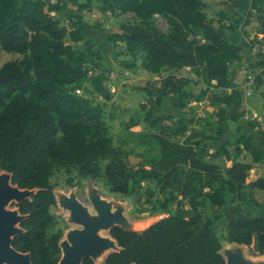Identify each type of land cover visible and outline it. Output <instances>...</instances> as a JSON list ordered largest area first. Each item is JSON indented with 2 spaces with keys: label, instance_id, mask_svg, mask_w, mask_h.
Instances as JSON below:
<instances>
[{
  "label": "trees",
  "instance_id": "16d2710c",
  "mask_svg": "<svg viewBox=\"0 0 264 264\" xmlns=\"http://www.w3.org/2000/svg\"><path fill=\"white\" fill-rule=\"evenodd\" d=\"M92 1L0 0V53L20 57L0 67V170L9 173L19 189L35 190L29 199L14 204L26 218L12 247L28 253L32 264H57L62 234L51 232L57 220L50 213L56 201L49 179L59 168L94 179L100 175L99 162L107 160L104 175L112 192L130 196L135 186L153 181L161 197L153 211L164 212L173 203L178 209L141 233L113 227L109 234L120 251L109 254L104 264H225L220 254L222 241L210 222L202 219L199 208L208 202L219 212L229 196L231 205L216 216L224 220V240L251 246L253 253L264 256V152L244 134L213 153L206 148L226 135L225 122L236 123L245 115L242 91L231 71L241 67L242 60L229 35L246 25L249 15L229 25L223 13L215 21L207 20L202 11L204 0H99L109 14L134 15L132 23L105 31L104 39L123 44L128 56L141 54L145 71L169 72L158 86L146 89L154 107L160 108L165 98L177 95L195 107L206 103L216 109L217 127L208 126L213 137L190 129L193 119L155 116L152 109L146 110L143 120L156 131L157 154L147 160L145 168L142 163L131 165L112 147L102 108L76 94L78 85L89 80L91 91L84 92L110 100L107 75L88 77L92 40L86 36L89 26L81 13L90 9ZM249 8L259 17L257 35L264 39V0H251ZM61 12L69 28L61 26L57 17ZM155 15L166 22L167 33L151 24ZM72 44H81V48ZM185 68L195 76L204 72L214 82L213 88L228 93L204 91L192 97L184 91L189 81L173 74ZM225 107H233L234 113L228 115ZM261 122L264 127V117ZM250 127L259 128L264 140L259 123ZM242 152L249 156L248 163L237 162ZM210 157L223 158L230 165L222 173L206 161ZM250 171L252 181H248ZM178 197L186 201L187 211L180 209ZM151 198L150 194L145 202ZM81 264L95 263L84 259Z\"/></svg>",
  "mask_w": 264,
  "mask_h": 264
},
{
  "label": "rangeland",
  "instance_id": "374dc122",
  "mask_svg": "<svg viewBox=\"0 0 264 264\" xmlns=\"http://www.w3.org/2000/svg\"><path fill=\"white\" fill-rule=\"evenodd\" d=\"M76 3H84L85 0H75ZM206 5L202 10L207 20H217L220 17L222 11L224 17H228L226 24H234L236 20L248 14L249 19L246 25L242 26L240 31H234L232 36V47L237 48L239 45L245 49L243 58L241 57L243 64L242 68L239 67V72H245L242 76H238L236 73L234 76L237 80V85L242 91V108H251L245 118L240 119L237 124L231 121L225 122L228 127V132L219 141H213L208 144L206 148L213 153V149H218L225 142H231L237 139L241 134H245L249 143L255 148L264 152V140L259 134V128L252 129L250 124L259 123L264 117V96L258 93L257 78L264 75V72H260L258 69L262 67L260 61L264 58L261 54V50L264 49V39L257 35L259 31V17L257 14L245 6L242 11L237 13L234 10L236 0H204ZM234 4V5H233ZM264 11V8H263ZM83 22L90 23L86 29V36L92 40V55L90 61L87 64L88 77H92L95 74L102 73L107 75L108 80L105 82V87L109 91L110 100L104 101L95 93H86L84 91H91L89 86V80L83 81L78 85L77 95L88 99L92 105H98L103 110V121L107 127L108 137L110 138L112 147L121 151L123 156L128 162L136 166L142 163L145 168H148L147 160L150 157H155L157 152L154 144L153 135L156 131L149 127L144 122L143 118L145 111L152 109L155 116L166 115L172 118H178L180 116L193 119L195 121L194 126L190 129L204 133L206 136H211V132L208 130V126L212 125L213 129H216V109L206 103H201L195 107L194 103L187 99L180 100L177 95H170L164 99L160 108L152 105V100L149 99L146 93V89H151L159 85L160 79L169 74L166 70H161L159 74H152L145 71L142 67V55L136 54L135 56H128L125 54L124 45H113L108 43L104 39V32L112 29H119L121 24L132 23L134 21V15L131 13L109 14L102 9L99 0H93L90 4L88 11L81 13ZM61 26L69 28V23L66 20V16L63 12L57 15ZM87 21V22H86ZM151 24L163 33L168 32V26L166 22L158 15H155L150 20ZM66 43L69 44L67 40ZM237 46V47H236ZM73 48H81V44H72ZM257 48V52L253 51V48ZM240 55V54H239ZM20 58L19 55L0 53V67L9 61ZM236 69V68H235ZM235 69H232L235 71ZM177 77L187 79L189 83L185 86L184 91H187L192 97L199 95L200 93L214 92V93H228V91L219 90L213 88L214 82H210L205 73L202 72L200 76L195 74L188 68L173 73ZM250 77V78H247ZM252 80L250 85L243 87V83ZM249 93V94H246ZM184 105V106H182ZM142 107H145L143 109ZM253 108V109H252ZM228 115L234 113L233 107H225ZM252 110V111H251ZM254 112V113H252ZM259 118L260 121L257 119ZM133 121L134 125H132ZM239 129L240 131H237ZM213 137V136H211ZM232 146H228V150L231 151ZM233 153H231L232 155ZM233 156V155H232ZM248 155L242 152L237 162L248 163ZM212 165L220 167L221 172L224 173V169L227 168L230 163L223 158L210 157L207 158ZM108 164L107 160L99 162L100 175L94 179L85 178L82 179L78 176L76 171H71L67 174L62 168L54 169L52 176L49 179L50 185L53 187V194L55 198L59 194L75 193L79 202L84 206H87L91 213H94L88 198L87 191L90 188H96L98 194L102 199L119 203L124 207V216L126 219L133 223L136 227V231L141 232L158 222L159 220L174 214L177 209V203L170 204L166 211L156 212L153 211L156 201L161 199L158 188L153 181H144L139 186H135L132 189V194L129 196L122 195L116 192H112L110 186L107 185V181L104 175V169ZM71 180V184L67 183V180ZM254 180L253 171L249 172L248 181ZM247 193V190L246 192ZM150 194L152 198L147 203L145 202L149 198ZM248 195V194H247ZM264 195V193H263ZM227 206L223 210L217 212L215 208L211 207L208 202H204L199 208L202 219L210 222L211 229L215 233V236L222 241L224 248H233L234 244H228L225 240L224 220L217 219L216 216H222L226 209L231 205V196L227 198ZM248 201V199H246ZM180 209L183 211L188 210L186 201L178 197ZM243 207H246V203H242ZM12 204L10 208H14ZM250 210L256 214L255 209ZM50 213L55 216L57 223L51 229L52 233H61L62 239L65 237V233L77 228L71 225L67 221L68 213L63 211L57 203L50 208ZM102 236L108 237V233H101ZM243 255L246 259L251 261H264V256H259L252 252V248L242 246ZM111 252V251H110ZM109 252V253H110ZM107 254V253H106ZM105 254V255H106ZM96 261L97 264H102L104 257ZM104 264V262H103Z\"/></svg>",
  "mask_w": 264,
  "mask_h": 264
},
{
  "label": "water",
  "instance_id": "95a60500",
  "mask_svg": "<svg viewBox=\"0 0 264 264\" xmlns=\"http://www.w3.org/2000/svg\"><path fill=\"white\" fill-rule=\"evenodd\" d=\"M34 193L35 190L19 189L13 185L11 175L0 170V264H32L28 253H21L12 247L13 238L22 232L19 225L26 217L21 216L15 206H10L29 199ZM87 198L94 213L79 202L73 192L59 194L55 198L57 205L68 213V223L77 227L68 230L64 239L61 238L58 245L61 256L57 264H81L84 259L97 264L96 261L107 253L105 262L109 254L120 251L116 240L109 234L113 227L126 232L144 231H136L134 224L124 216V207L102 199L96 188L87 191ZM101 233H108L109 236H102ZM234 245L224 249L222 245L220 254L225 264H264V261L246 259L243 245Z\"/></svg>",
  "mask_w": 264,
  "mask_h": 264
},
{
  "label": "crops",
  "instance_id": "0c3cea01",
  "mask_svg": "<svg viewBox=\"0 0 264 264\" xmlns=\"http://www.w3.org/2000/svg\"><path fill=\"white\" fill-rule=\"evenodd\" d=\"M233 1V0H232ZM250 1L251 0H236V2L234 3L235 4V7H234V10L237 12V13H239V11H242L243 9H244V7L245 6H249L250 5ZM233 4V5H234ZM223 12V14L225 13L226 14V12L225 11H222ZM105 13H107V12H105ZM226 18V20H229V19H227L228 17H225ZM83 20H85V19H83ZM87 22V21H86ZM86 24H88V25H91L90 23H86ZM85 33H86V30H85ZM233 34H235V32H232V33H230V35H229V38H230V44H231V46H232V44H233V42H232V36H233ZM238 46V47H237ZM236 47L237 48H233V49H235V50H237L238 52H239V54H240V56L243 58V55H244V52L246 51L245 49H243V48H241L242 50H240V48H239V45H237ZM242 60V59H241ZM242 64H243V61H242ZM241 68H242V66H241ZM239 68H236L235 69V71H233V74H237L238 76H242V75H244V74H247L246 73V71L245 72H242V73H240L239 71ZM235 77V76H234ZM260 81H261V83L260 84H257V88H258V93H260L261 94V96H264V75L261 77V79H260ZM237 82V80H236V77H235V83ZM237 84V83H236ZM251 108H249V107H245V115L243 116V118H245L247 115H248V111L250 110ZM253 109V108H252ZM252 111V110H251ZM252 113H254V112H252ZM258 121H260L259 120V118L257 119ZM262 120V119H261ZM241 120H239L238 122H240ZM238 122H236V124L238 123ZM259 124L261 125V129H262V131H264V127L262 126V122L260 121L259 122ZM237 126V128H239V124H237L236 125ZM256 129V128H255ZM240 131V130H239ZM245 135V134H244ZM246 136V135H245Z\"/></svg>",
  "mask_w": 264,
  "mask_h": 264
},
{
  "label": "built area",
  "instance_id": "2783aa9c",
  "mask_svg": "<svg viewBox=\"0 0 264 264\" xmlns=\"http://www.w3.org/2000/svg\"><path fill=\"white\" fill-rule=\"evenodd\" d=\"M241 29H242V26L239 28V31ZM257 50H258L257 48H255V47L253 48L254 52H257ZM260 52L264 57V49H262ZM260 63H262V67H260L258 70L260 72H264V58L260 61ZM247 78H250V77H247ZM251 83H252V80L248 79V81H245L242 86L245 87L246 85H250ZM246 94H249V93H246Z\"/></svg>",
  "mask_w": 264,
  "mask_h": 264
},
{
  "label": "bare ground",
  "instance_id": "6f19581e",
  "mask_svg": "<svg viewBox=\"0 0 264 264\" xmlns=\"http://www.w3.org/2000/svg\"><path fill=\"white\" fill-rule=\"evenodd\" d=\"M100 260V259H99ZM103 264V262H101Z\"/></svg>",
  "mask_w": 264,
  "mask_h": 264
}]
</instances>
